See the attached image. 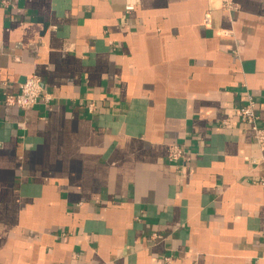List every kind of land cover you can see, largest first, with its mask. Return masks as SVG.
I'll return each mask as SVG.
<instances>
[{
	"label": "crops",
	"instance_id": "1",
	"mask_svg": "<svg viewBox=\"0 0 264 264\" xmlns=\"http://www.w3.org/2000/svg\"><path fill=\"white\" fill-rule=\"evenodd\" d=\"M234 1L0 0V264H264V0ZM33 74L50 100L6 104Z\"/></svg>",
	"mask_w": 264,
	"mask_h": 264
},
{
	"label": "built area",
	"instance_id": "2",
	"mask_svg": "<svg viewBox=\"0 0 264 264\" xmlns=\"http://www.w3.org/2000/svg\"><path fill=\"white\" fill-rule=\"evenodd\" d=\"M222 4L224 7L229 9L237 7V4L234 0H222ZM135 5L136 1L126 3V10L130 11L134 9ZM205 21L207 23L210 22V13L205 14ZM222 32L224 34H231L233 31L223 30ZM50 98L51 95L45 91V87L41 78L38 75L33 74L20 85L19 91L14 93H6L4 102L8 105H14L26 109L34 106L41 100L49 101ZM239 117L241 121L250 125L259 147L261 150H264V127H262L258 122L259 115L256 110V101L252 97H250V100L246 105L240 107ZM225 122L226 121H224V123ZM168 149L169 158L172 162L179 160L185 154L183 147L176 143L170 144ZM253 161L257 162L256 159H253ZM259 161L264 165V155ZM260 183L264 185V176L260 179Z\"/></svg>",
	"mask_w": 264,
	"mask_h": 264
}]
</instances>
